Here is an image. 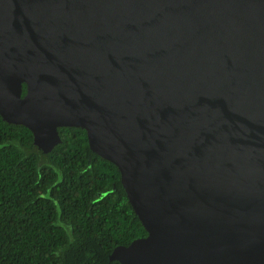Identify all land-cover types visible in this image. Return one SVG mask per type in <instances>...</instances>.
<instances>
[{
    "label": "water",
    "instance_id": "95a60500",
    "mask_svg": "<svg viewBox=\"0 0 264 264\" xmlns=\"http://www.w3.org/2000/svg\"><path fill=\"white\" fill-rule=\"evenodd\" d=\"M0 118L117 168L109 261L264 264V0H0Z\"/></svg>",
    "mask_w": 264,
    "mask_h": 264
},
{
    "label": "trees",
    "instance_id": "16d2710c",
    "mask_svg": "<svg viewBox=\"0 0 264 264\" xmlns=\"http://www.w3.org/2000/svg\"><path fill=\"white\" fill-rule=\"evenodd\" d=\"M58 133L43 154L29 130L0 118V264H119L113 249L147 235L119 171L84 130Z\"/></svg>",
    "mask_w": 264,
    "mask_h": 264
}]
</instances>
